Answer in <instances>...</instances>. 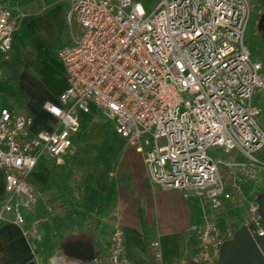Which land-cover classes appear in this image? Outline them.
<instances>
[{"label": "built area", "instance_id": "built-area-1", "mask_svg": "<svg viewBox=\"0 0 264 264\" xmlns=\"http://www.w3.org/2000/svg\"><path fill=\"white\" fill-rule=\"evenodd\" d=\"M67 19L81 25L82 35L58 52L67 86L56 103L44 106L56 124L32 133V117L0 109V169L9 194L0 220L12 214L17 224L25 223L22 209L36 198L21 176L39 162L61 161L91 105L143 155L154 183L206 196L220 208L225 191L220 165L253 175L259 165L255 154L264 146L254 103L256 92L264 91L263 64L245 45L249 0H161L149 12L134 0H70ZM14 30L11 9L0 5V54L6 58ZM211 149L235 155L224 162ZM19 195L25 199H16ZM244 226L264 234L257 203ZM234 233L216 223L196 230V260L217 264ZM32 235L42 239L36 228ZM149 249L153 264H164L159 241L151 240ZM65 259L58 256L52 264H69ZM86 264H133L123 230L114 228L106 252Z\"/></svg>", "mask_w": 264, "mask_h": 264}, {"label": "crops", "instance_id": "crops-1", "mask_svg": "<svg viewBox=\"0 0 264 264\" xmlns=\"http://www.w3.org/2000/svg\"><path fill=\"white\" fill-rule=\"evenodd\" d=\"M77 39L64 47L72 46ZM14 41L13 37L12 48ZM9 59L10 55L6 58L0 54V63ZM62 71L65 80L54 93V100L28 108L25 116L33 118L32 133L51 130L57 122L44 106L56 103L66 88L64 67ZM73 151L75 159L68 175L59 167L66 165ZM260 171L251 182V192H264ZM30 176L31 181L26 183L36 202L22 209L25 223L17 224L12 214L0 220V264H52L62 255L61 245L74 238L92 242L96 253L104 254L116 227L124 232L126 254L133 264H153L151 240L159 241L164 264H186L192 241L197 250L196 230L208 223L224 228L228 219H234L231 212L226 215L220 209H229V202L215 208L206 196H186L181 190L163 189L154 183L143 155L117 134L115 122L95 105H91L89 114L80 117L73 146L61 161L39 162ZM8 199L5 173L0 169V212ZM16 199L22 201L25 196ZM34 228L42 236L40 241L32 235ZM65 262L86 264L67 257Z\"/></svg>", "mask_w": 264, "mask_h": 264}, {"label": "rangeland", "instance_id": "rangeland-1", "mask_svg": "<svg viewBox=\"0 0 264 264\" xmlns=\"http://www.w3.org/2000/svg\"><path fill=\"white\" fill-rule=\"evenodd\" d=\"M134 1L140 2L149 12L161 0ZM249 2L251 19L246 31L245 45L249 51L255 53L253 59H256L260 49L258 22L264 14V6L259 0ZM0 5L11 9L15 27V43L9 53L10 59L0 63V109L11 108L25 116L29 106L44 100H54V93L65 80L62 71L64 65L58 52L65 44L72 42L73 38L81 37L82 27L78 22H69L67 19L70 0H4ZM33 52L35 55L27 60L26 57ZM262 64L264 73V60ZM254 103L259 112L258 121L264 130L263 90L256 92ZM209 154L215 159H223L224 162L235 155L213 149L209 150ZM255 156L259 160L257 170H261L260 179H264V146ZM220 171L225 185L221 199L222 202H229V209L226 210L223 206L220 209L226 215L231 212L234 216V219H228L224 223V227L230 226L236 232L244 226L250 207L258 198V191L249 190L254 185L251 182L257 173L248 175L231 170L225 164L220 165Z\"/></svg>", "mask_w": 264, "mask_h": 264}, {"label": "water", "instance_id": "water-1", "mask_svg": "<svg viewBox=\"0 0 264 264\" xmlns=\"http://www.w3.org/2000/svg\"><path fill=\"white\" fill-rule=\"evenodd\" d=\"M258 30L264 42V14L258 22ZM256 203L264 221V192L258 195ZM60 251L63 256L84 263L91 262L96 255L93 243L83 240L66 242L61 245ZM186 264L200 262L194 260ZM217 264H264V234H253L249 227L242 226L223 244Z\"/></svg>", "mask_w": 264, "mask_h": 264}, {"label": "trees", "instance_id": "trees-1", "mask_svg": "<svg viewBox=\"0 0 264 264\" xmlns=\"http://www.w3.org/2000/svg\"><path fill=\"white\" fill-rule=\"evenodd\" d=\"M259 1L263 5V0H259ZM259 41H260V49L258 50L257 58L254 59V60L262 62L264 60V42H263V39H262V34L260 32H259ZM250 53H251L252 58L256 56L254 52L250 51ZM74 159H75V152L73 151L72 156L67 161L66 165L59 167V168H61L63 173L68 174V175L70 174V167H71V164H72ZM21 178L25 179L26 182H30L31 181V176L30 175L21 176ZM258 195H260V193H258L257 196ZM76 239L77 238H74L71 241L76 240ZM88 240L90 241V239H88ZM189 247H190V253H189V256L187 258V262L186 263L196 260V258H195L196 247L194 246V241H192L190 243ZM82 263H84V262H82Z\"/></svg>", "mask_w": 264, "mask_h": 264}, {"label": "snow or ice", "instance_id": "snow-or-ice-1", "mask_svg": "<svg viewBox=\"0 0 264 264\" xmlns=\"http://www.w3.org/2000/svg\"><path fill=\"white\" fill-rule=\"evenodd\" d=\"M113 107H115V105H113Z\"/></svg>", "mask_w": 264, "mask_h": 264}, {"label": "flooded vegetation", "instance_id": "flooded-vegetation-1", "mask_svg": "<svg viewBox=\"0 0 264 264\" xmlns=\"http://www.w3.org/2000/svg\"><path fill=\"white\" fill-rule=\"evenodd\" d=\"M260 32V31H259ZM261 33V32H260Z\"/></svg>", "mask_w": 264, "mask_h": 264}]
</instances>
